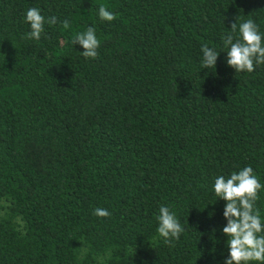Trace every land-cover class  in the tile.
Returning a JSON list of instances; mask_svg holds the SVG:
<instances>
[{
  "label": "trees",
  "instance_id": "trees-1",
  "mask_svg": "<svg viewBox=\"0 0 264 264\" xmlns=\"http://www.w3.org/2000/svg\"><path fill=\"white\" fill-rule=\"evenodd\" d=\"M33 7L56 18L39 40ZM244 19L264 32V0H0V264H223L215 177L250 165L264 185V63L222 52ZM89 26L95 58L73 44ZM162 204L178 239L156 232Z\"/></svg>",
  "mask_w": 264,
  "mask_h": 264
},
{
  "label": "clouds",
  "instance_id": "clouds-1",
  "mask_svg": "<svg viewBox=\"0 0 264 264\" xmlns=\"http://www.w3.org/2000/svg\"><path fill=\"white\" fill-rule=\"evenodd\" d=\"M100 20L112 21L114 14L105 6L97 9ZM24 21L30 31L26 36L39 40L45 24H54L56 18H47L38 8H28ZM67 24V22H65ZM78 43L86 58H95L99 48L96 31L89 26L86 31L77 32L73 44ZM223 48L226 49V65L236 72H252L256 65L264 63V32L253 19H244L231 25L230 31L222 36ZM203 69L217 66L221 52L207 44L201 45ZM264 188L249 165L229 175L215 177L211 191L217 201H224L222 216L225 221L219 229L226 237L227 254L223 264H264V216L256 207L258 192ZM215 202V203H216ZM214 203V204H215ZM94 214L100 217L110 215L106 208H96ZM214 215L210 213V217ZM156 232L165 242L178 239L183 228L177 215L167 205H161L158 210ZM213 231H216L213 229Z\"/></svg>",
  "mask_w": 264,
  "mask_h": 264
},
{
  "label": "rangeland",
  "instance_id": "rangeland-1",
  "mask_svg": "<svg viewBox=\"0 0 264 264\" xmlns=\"http://www.w3.org/2000/svg\"><path fill=\"white\" fill-rule=\"evenodd\" d=\"M6 203H4V202H2L1 204H0V214L1 215H5V213H6Z\"/></svg>",
  "mask_w": 264,
  "mask_h": 264
}]
</instances>
